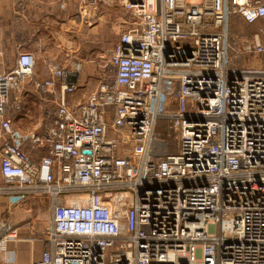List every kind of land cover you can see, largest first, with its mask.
Here are the masks:
<instances>
[{
    "label": "built area",
    "instance_id": "1",
    "mask_svg": "<svg viewBox=\"0 0 264 264\" xmlns=\"http://www.w3.org/2000/svg\"><path fill=\"white\" fill-rule=\"evenodd\" d=\"M119 1L131 21L115 75L82 103L67 100L80 65L52 62L36 78L35 55L21 52L0 71V194L52 213L32 264H264V65L230 59L231 15L253 23L264 0ZM28 80L60 94L43 131L10 117L11 91ZM15 232L0 220V254Z\"/></svg>",
    "mask_w": 264,
    "mask_h": 264
},
{
    "label": "crops",
    "instance_id": "2",
    "mask_svg": "<svg viewBox=\"0 0 264 264\" xmlns=\"http://www.w3.org/2000/svg\"><path fill=\"white\" fill-rule=\"evenodd\" d=\"M100 1L102 0H99V2ZM75 6H78L75 0L68 1L65 6L62 5L61 0H0V59L2 60V62H6V64L9 65V67H1L2 70L4 71V69H8L9 71L15 65L16 59L23 49H25V51L32 52L35 57H37V55L39 54L41 57H47V55L51 57L52 55L57 57L60 56L62 51L69 48L67 47L69 44L67 39L69 37L67 38L66 33L62 35L61 33H59L58 35L61 36L62 42L56 44L53 43L52 45H50V42L44 39V37L41 38V40L44 41L35 44L38 45V49H32L31 40L33 38L35 39L46 34L47 38H50L53 41V37H51L48 32H53V29L55 28L53 26H55V22H59L60 19L62 21V27H68L72 18H77L82 21V17L78 13V9H76ZM120 7L123 11H125L122 6ZM75 28L77 32L82 31L81 25H77L75 26ZM67 30L68 29H63V31ZM230 34L234 46V51H236L238 58H240V56L244 58V61L242 60V58H240L239 60L243 61L245 67L256 68L264 65V53L257 54L252 49H249L257 45L264 46V18H260L253 23H248L239 14H233L231 15L230 19ZM71 44L73 43H70V46ZM71 49H73L75 53H77L78 51L80 52L82 50V45L78 43L75 48L73 47ZM41 50L42 52H40ZM79 52L78 56L80 54ZM11 56L14 57L13 62L9 63L8 57ZM73 59L74 58L72 57L67 63H65V66L67 65V67L73 66V69L71 70L76 69L77 65L79 66L78 62H82L81 58H75L79 61ZM81 62L80 70L76 73L78 88L74 94L67 96L68 103L71 105L82 103V101H85L87 96L98 87V84H95L94 86H88V84H86L84 80L82 81ZM48 76L49 69L47 64L42 68L36 67V78H47ZM46 96V98H42V102L39 104L41 108H45L48 105L47 103H49L50 101H53L55 103L58 100L60 94L58 92L56 95ZM82 96H84L85 98L82 99ZM19 111L20 108L16 110L13 109V112L10 111V117L12 118L14 124L17 127L21 125L26 126L25 124H32L31 122L34 118L31 117L29 113L25 112L21 113L22 116L25 117V119L24 121L20 122L18 118H20L21 114H17V112ZM43 121L44 119H42L41 117L40 121L38 122ZM51 124L52 122L50 123V125ZM50 125H48V127ZM35 157L37 158L38 156ZM0 178L1 180H3L1 176ZM1 180L0 185L4 184V180L3 182ZM0 195H2L0 196V220H2L5 224L16 228V238L8 241L7 252L1 254L6 262L1 261L0 264H32L33 262L41 258L42 252L44 250L43 247L46 244H43L41 240L37 239L33 241L31 239V241L34 242V250H29L30 246L28 244L30 240L27 236V230H29V228H20L19 226H16L19 218L23 221V212L21 208L15 210L14 214H12V212H14V209L11 211V208L17 207L19 203L23 204L27 199L18 200L7 195ZM39 202L41 201L39 200ZM7 203L9 204L8 211L11 212L9 217H7L8 215L5 214L6 211L4 210L6 206L5 204ZM50 225L51 222L49 226ZM18 247L20 248V251L18 250ZM13 258L14 262H12Z\"/></svg>",
    "mask_w": 264,
    "mask_h": 264
},
{
    "label": "rangeland",
    "instance_id": "3",
    "mask_svg": "<svg viewBox=\"0 0 264 264\" xmlns=\"http://www.w3.org/2000/svg\"><path fill=\"white\" fill-rule=\"evenodd\" d=\"M120 6L121 4L119 0H102L98 2L96 6L90 7L86 11H81L79 9V6H75L76 9H78V13L82 17V21L77 18H72L68 27H62V21L60 19L59 22H55V26H53L55 28L53 29V32H48V34L53 37V41L50 38H47L46 34L44 36L35 39L33 38L31 40L32 49H38V45L35 44L43 42L44 40H41V38L43 37L44 39L50 42V45H52L53 43L56 44L62 42L61 36L58 35L59 33H61V35L66 33L67 38L69 37L67 39L69 43L67 47L69 48L62 51L60 56L57 57L52 55L51 57L47 55V57H41L40 54L37 55L36 67L42 68L43 66H46V64L48 65L49 63L55 62L59 66L66 67L68 70H71L73 69V66L67 67V65L65 66V63H67L72 57L74 58L73 60H78L75 59L78 57L82 59V62L80 61L82 63V81L84 80L86 84H88V86H94L95 84L99 85L101 81L112 80L115 75V68L110 63L111 53L113 47L120 39L121 34L128 28V24L131 21V13L123 11ZM77 25H81L82 31L77 32L75 30V26ZM63 29H68L69 31H63ZM230 42L233 47V49H231L230 51L231 63L235 64L239 68H247L244 66L243 63L244 58L240 56V58H242L243 60L240 61V58H238L236 51H234L231 36ZM70 43L73 44H71L70 46ZM78 43L82 45V50L80 52L78 51L80 53L79 56L78 52L75 53L74 50L71 49L73 47L75 48ZM22 52L30 51H25V49H23ZM40 52H42V50ZM13 58V56L8 57V62L12 63ZM80 62H78L79 65ZM5 66L9 67L6 62H2L0 65V71L7 72L8 69H4L3 71L1 68H5ZM46 97V95L38 93L33 88L32 83L29 80L26 81L23 85L21 84L18 87L12 89L9 102L10 111L13 112V109L16 110L20 108V111L17 112V114H21L22 112L29 113L30 116L35 119V121L33 119V121L31 122L32 124H25L26 126H19L21 129L27 130L26 132L35 130L43 131L48 127V125H50L51 122H53L57 109V101L55 103L53 101H50L49 103H47L48 105L45 108H41L39 104L42 102V98L44 99ZM84 98L85 97L82 96V99ZM177 108V103H174L170 108H166L165 112L173 113L177 111ZM41 117L42 119H44V121L38 122L40 121ZM18 119L20 122H22L24 121L25 117L21 114L20 118ZM158 131L159 133L165 134V137L166 139H168L169 142L168 145L170 147V150H176V142L172 135L169 136L170 130L168 124L164 125L163 122H160L158 126ZM1 181L3 182V180ZM40 199L41 198H29L23 204L19 203L17 207L11 208V211L14 209V212H12V214L15 213V210L20 208L23 212V221L19 218L16 226H19L20 228H29V230H27V236L30 240L29 244L27 243L30 246L29 250H34V240H41L43 244H45L46 233L49 228L48 226L51 222V208L49 207L48 203L42 202ZM39 200L42 203L39 202ZM5 205V214L8 215L7 217H9L11 214V212L8 211L9 204L7 203ZM31 239L33 241H31ZM19 249L20 248L18 247V250ZM1 261L6 262L4 260V257L0 254V262ZM12 262H14V258Z\"/></svg>",
    "mask_w": 264,
    "mask_h": 264
},
{
    "label": "trees",
    "instance_id": "4",
    "mask_svg": "<svg viewBox=\"0 0 264 264\" xmlns=\"http://www.w3.org/2000/svg\"><path fill=\"white\" fill-rule=\"evenodd\" d=\"M162 122L164 123V125H165V124H166V125L168 124L167 121H165V120H162L161 123H162ZM161 134H164V133H161Z\"/></svg>",
    "mask_w": 264,
    "mask_h": 264
}]
</instances>
